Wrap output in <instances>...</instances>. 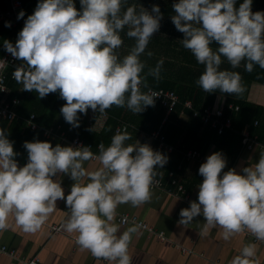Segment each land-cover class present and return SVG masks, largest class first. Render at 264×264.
Returning <instances> with one entry per match:
<instances>
[{
    "label": "clouds",
    "instance_id": "1",
    "mask_svg": "<svg viewBox=\"0 0 264 264\" xmlns=\"http://www.w3.org/2000/svg\"><path fill=\"white\" fill-rule=\"evenodd\" d=\"M126 3L79 0L77 9L75 0H37L15 42L3 40L4 50L22 62L13 70V78L24 91H35L40 98L58 92L65 101L60 113L73 128L79 126L78 113L91 109L96 113L95 123H102L113 105L139 114L153 106L159 95L147 88L145 76L160 79L163 59L142 75L146 65L140 57L153 55L146 47L159 30L163 13L158 4H152L149 11L141 5L139 10L134 4L125 7ZM252 3L173 0L170 20L183 34L180 44L204 66L196 80L203 91L244 93L240 73L221 69L223 60L233 69L242 62L247 72L254 65L264 69V10L253 12ZM23 17L21 9L16 19ZM4 26L11 27V23L5 21ZM125 29L134 44L120 57V32ZM213 42L215 49L210 47ZM4 63L0 59V67ZM130 138V133L117 129L107 146L97 145L98 154L85 145L53 147L47 141H24L27 162L18 166L15 157L19 153L7 131L0 128V235L9 227L10 216L22 232L36 233L57 208V201L63 200L68 215L61 228L75 233L81 250L109 264H132L129 245L140 225L133 223L121 231L127 217L116 222L118 207L149 202L156 169L168 157L148 143H125ZM87 161H98L100 166L88 171ZM226 164L224 154L215 151L199 165L198 175L203 179L196 200L180 209L177 224L189 226L201 216L202 231L219 228L225 241L247 231L264 242V151L257 162L239 172L235 168L222 171ZM60 174L73 181L67 195ZM256 255L257 244L248 242L228 264H258Z\"/></svg>",
    "mask_w": 264,
    "mask_h": 264
},
{
    "label": "crops",
    "instance_id": "2",
    "mask_svg": "<svg viewBox=\"0 0 264 264\" xmlns=\"http://www.w3.org/2000/svg\"><path fill=\"white\" fill-rule=\"evenodd\" d=\"M11 1L12 0H9L7 2V9L10 8ZM75 6L79 9V0H75ZM251 10L253 12L264 10V5L260 2H253ZM0 22L5 23V21ZM17 27L19 26H11L9 28ZM5 53L6 51L4 54ZM4 54L0 55V57ZM18 62L22 63L21 61ZM11 93L12 90L9 88V93L6 97L8 101H12L13 99L19 100L18 97H12ZM30 95L32 96L33 93L31 92ZM226 101V94H220L216 98L214 104L209 107H221L223 105L226 108ZM247 101L264 109L263 83L255 80L252 82L247 93ZM160 106L164 108L162 105ZM19 107L20 100L15 109L16 113L25 118H29L31 115H34L35 121L41 127L44 129L54 130L58 135L64 133L69 139L68 142H63L58 136L46 138L42 134L44 141L50 142L53 147L56 144H60L61 146H71L70 141L72 138L67 134L66 130L63 129L62 124L58 121V116L52 121L53 125L50 127L45 125L47 119L49 118L48 114H50L48 106H45L39 115L33 112L26 116L19 113ZM235 111L237 112L238 110ZM259 112L261 117L255 120L253 126L247 124L241 130L240 134L230 132L227 138L222 141L215 136V131L205 128L206 126L204 127L203 125V128L200 131V137L207 133L208 137L205 143H209L204 152L195 149H189L186 152L181 151V146L188 136L187 132L186 136L181 141L180 147H175L174 145L168 143L165 135V126L168 120L162 128V132L165 137V142L173 148L171 152H168L164 150L163 147H160L159 143L150 137L151 134H147L141 130L138 132L131 130L133 129L132 126L126 123L129 127L127 132L130 133L131 138L125 143L134 144L136 141H139L142 144L148 143L153 150H162L166 153L164 155H167L168 157L167 163L162 168L156 169L155 176L163 180L165 190H151L153 193L152 199L140 206L131 207L125 204L118 207V216L116 218L117 223H119L120 218L123 216H135L140 221L146 223L148 227L152 228L155 232L149 233L139 228L138 232L133 234L129 245V254L132 257V264H228V261L234 255H237L241 247L248 242H255L257 244L256 259L258 260V264H264V242L254 241L253 236L249 233L241 232L231 237L228 241H225L220 235L221 230L219 228L210 227L207 231H202L204 218L201 216L195 217L192 221V225L182 226L177 224L180 209L188 207L189 201L196 200L198 191L197 188L203 179L200 175H198V167L205 161V158L208 155L215 151H221L223 154H227V164L225 169L222 171H227L229 168H235L237 172H239L241 168L247 167L258 161L259 153L264 151L261 148V146H264V136H260L258 132L254 133L252 129L254 128L255 131H257L260 126H264V112ZM107 114L108 117L104 119L102 123H95V116L89 118L84 117L83 114H81V120L87 121L96 132H102L105 131L108 125L110 115L108 112ZM228 118L229 117H225V119ZM0 120L12 123L11 121L3 119ZM180 120L184 124L190 125L192 117L188 113L182 112ZM256 122H258L257 126L255 125ZM122 123L125 122L120 121V123L115 127V131L111 133L112 136ZM20 124V126L18 125L19 129L17 128L16 130H10L8 127L0 128H4L7 131L8 138L12 139L11 137H15L13 140V149L15 152L19 153L15 159L18 162V166H23L27 162V152L23 147V142L43 140L39 139V135L42 131L35 132L29 127H25L21 122ZM160 126L161 123L155 130L159 129ZM28 130L34 134L31 139L26 140L22 136L23 139L16 140L17 135H22L24 132H28ZM244 130L249 131L251 136L256 138L259 145L254 146L251 150L245 148L242 137V131ZM106 132H108V130ZM86 143L99 144L94 142ZM155 143L157 144L158 149H155ZM194 151L201 156V160L188 159L187 153ZM84 166L88 171H93L100 165L98 161H87ZM171 173H173L172 177L170 176ZM53 179H56V177H53ZM59 179L61 186L65 191V195H67L73 181L69 179L67 175L63 174L59 175ZM173 180H175L178 185L183 187L184 192H179L177 190V187H175L172 183ZM67 215V208L65 207L64 201L58 200L57 208L49 215L48 220L36 233L22 232L19 227L15 225L14 219L10 216L8 220L9 227L4 230L2 235H0V249L5 247L7 250L15 251L16 257H11L0 252V264H21L19 259L28 260L33 257H39L41 264H109L108 261L92 257L87 250H81L75 243V233H67L62 228L60 232L52 231V227L54 226L61 227V224L67 218ZM197 221L201 224H196ZM131 224L132 223L122 225L121 231ZM156 233H163L165 239H160Z\"/></svg>",
    "mask_w": 264,
    "mask_h": 264
},
{
    "label": "trees",
    "instance_id": "3",
    "mask_svg": "<svg viewBox=\"0 0 264 264\" xmlns=\"http://www.w3.org/2000/svg\"><path fill=\"white\" fill-rule=\"evenodd\" d=\"M8 1L9 0L0 1V7L3 10L7 9ZM22 1L25 16H28L33 12L37 0ZM253 2H260L264 5V0H253ZM172 3L173 0H127V5L125 7L134 4L136 5L137 10H139L141 5L150 11L152 4L159 5L160 10L163 13V18L160 21L159 30L149 39V43L146 47V51L151 50L153 55L148 57L142 54L140 57L146 65L142 75L147 72L148 68L154 66L157 60L163 59L160 79L157 80L148 75L145 76V80L147 82V88L174 91L179 96L180 102L175 110L170 114L168 122L165 126L166 140L175 147H180L181 141L186 136L187 132L188 136L181 146V151L186 152L189 149H195L204 152L205 149H207V145H209V143H205L208 134L205 133L202 137H200V131L203 128V123L200 117H193V111L196 110L202 112L205 108L213 105L218 95L223 93H219L218 90L217 92L207 93L196 84V80L203 72L204 66L197 63L191 52L180 44L179 40L183 38V34L175 29L170 20V16L174 15L171 7ZM4 24V22H0V55L5 52L2 46L3 40L7 39L14 43L17 33L22 29L20 26L17 28L5 27ZM125 32L126 29L120 32L123 41L121 47L117 50L120 57L126 55L134 44V40L127 37ZM210 47L215 49L217 45L213 42ZM220 68L239 72L242 84L245 87L243 94H226L227 101L225 103L226 108L224 117L232 119L233 126L231 129H227L228 131L226 130L225 133L220 135L216 130L208 126H204L205 128L215 131V136L222 141L227 138L230 132L240 134L241 130L247 124L253 126L255 120L261 117L259 111L264 112L263 108L257 107L247 101V93L252 82L255 80L264 84V69H261L258 65H254L253 70L251 72H247L244 70L243 62L240 67L233 69L226 60H223ZM8 87L12 90L11 96L18 97L20 100L19 113L21 115L26 116L33 112L39 115L45 106H48L50 114H48L49 118L45 123L46 126L50 127L53 125L52 121L58 116V121L62 124L63 129L66 130L67 134L72 139L79 137L85 142H103L105 146L110 143L112 137L111 133L115 131V127L120 123V121L125 122L122 124H130L133 128L131 130L137 132L141 130L147 134H151L152 131H154L162 122L166 113V109L160 106L162 105L161 102H154L153 106L147 107L146 110L139 115L132 113L126 107H117L113 105L106 110L110 115L107 128L105 131L96 132L94 129L93 131L89 130L92 126L89 125L87 121L81 120V114H78V127L73 128L70 124L65 122L60 113V108L65 101L59 97L58 92L49 93L45 97L40 98L38 93L31 91L33 93L31 96V92L24 91L22 84L18 83L16 80H12L10 75L8 77ZM147 88L142 87L141 90L147 91ZM187 101L192 102L194 108L193 110L184 106ZM230 104L235 107H239V110L236 112L234 109H229ZM182 112L188 113L192 117L190 125L184 124L180 120ZM19 124V121L8 123L0 120V127H8L10 130L19 129V126L21 125ZM107 130L108 132H106ZM252 131H254V133L258 132L260 136H264V126H260L257 131L253 128ZM42 134L43 133H40L39 139L44 141ZM22 136L26 140H29L34 136V134L28 130V132H24L22 135H17L16 140L23 139ZM11 138L12 139L9 138V140L13 142L15 137ZM155 146V149H158L156 143ZM160 151L162 154H166L162 150ZM224 156L226 158L227 154H224Z\"/></svg>",
    "mask_w": 264,
    "mask_h": 264
},
{
    "label": "built area",
    "instance_id": "4",
    "mask_svg": "<svg viewBox=\"0 0 264 264\" xmlns=\"http://www.w3.org/2000/svg\"><path fill=\"white\" fill-rule=\"evenodd\" d=\"M23 9V1L22 0H12L10 2V8L3 10L0 8V21H9L11 23L12 27L20 26L23 27L24 19L27 18V16L21 18L20 20L16 19L17 13ZM0 59H3L5 61L4 65L0 67V119L7 120V121H19L22 124H24L25 127H29L32 131L38 132L42 131L43 135L46 138H51L52 136H58L61 141L68 142L67 135L64 133L57 134L56 131L50 130V129H44L41 127L36 121L35 116L31 115L29 118H25L20 116L18 113H16L15 109L16 106L19 104L18 99H13L12 101H8L6 99L8 93H9V87H8V77L10 75L11 79H14L12 76L13 70L20 64L18 60L13 58L10 53H5L3 56L0 57ZM153 91L157 92L159 95L158 97L154 98L155 102H161L162 106L166 109V115L164 119L161 122V126L159 129L153 131L150 135V137L153 140H156L159 143L160 147H163L164 150L171 152L173 148L169 146L165 142V137L162 132L163 126L166 124L168 117L170 114L175 110L177 105L179 104V96L174 91H163V90H156L151 88ZM186 108L193 110V104L191 101H187L184 105ZM229 109H235L239 110V107H234V105H229ZM107 113V112H106ZM96 115L91 109L87 110L86 114H83L84 117L92 118ZM97 115H99L97 113ZM225 107L222 105L221 107H207L202 112L193 111V117H200L202 123L204 126H208L214 130L217 131L218 134H223L227 129L232 128V120L231 118L225 119ZM108 117V114L106 118ZM255 125H258V122L255 123ZM126 126V127H125ZM117 129H120L121 131H128L129 127L127 124H122ZM242 137H243V143L245 148L251 150L254 148V146L259 145L256 138H253L249 131L244 130L242 131ZM71 146L76 147L79 145H85L89 146L91 148V151L95 154H98V144L93 143H86L79 137L73 138L71 141ZM261 148L264 150V146H261ZM188 159L191 160H201V156L197 152H190L187 153ZM173 176V173L170 175ZM173 185L177 187V190L179 192H184V189L182 186L178 185V183L173 180ZM151 190H165L164 182L161 178L154 177V183L151 186ZM124 217V216H123ZM127 222L123 225H126L128 223H135L139 224L140 228L149 232V233H155L152 228L148 227V225L142 221H140L135 216H127ZM61 227H52L53 232H60ZM247 233V231H244ZM158 237L162 240L165 239L164 235L161 237L160 233H156ZM254 238V237H253ZM254 241L255 238H254ZM261 242V241H256ZM0 252L2 254H6L11 257H16V252L12 250H7L5 247L0 249ZM21 264H41V260L39 257H33L28 260H20Z\"/></svg>",
    "mask_w": 264,
    "mask_h": 264
}]
</instances>
